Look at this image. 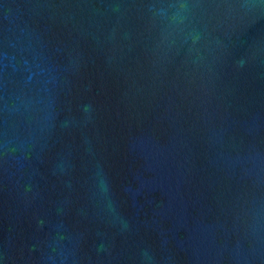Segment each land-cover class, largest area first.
I'll list each match as a JSON object with an SVG mask.
<instances>
[{"label": "water", "instance_id": "1", "mask_svg": "<svg viewBox=\"0 0 264 264\" xmlns=\"http://www.w3.org/2000/svg\"><path fill=\"white\" fill-rule=\"evenodd\" d=\"M0 264H264V0H0Z\"/></svg>", "mask_w": 264, "mask_h": 264}]
</instances>
